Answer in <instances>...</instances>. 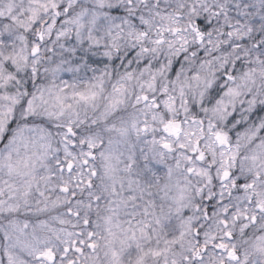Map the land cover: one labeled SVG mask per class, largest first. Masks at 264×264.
Wrapping results in <instances>:
<instances>
[{"label":"clouds","instance_id":"1","mask_svg":"<svg viewBox=\"0 0 264 264\" xmlns=\"http://www.w3.org/2000/svg\"><path fill=\"white\" fill-rule=\"evenodd\" d=\"M48 250L264 264V0H0V264Z\"/></svg>","mask_w":264,"mask_h":264},{"label":"snow or ice","instance_id":"2","mask_svg":"<svg viewBox=\"0 0 264 264\" xmlns=\"http://www.w3.org/2000/svg\"><path fill=\"white\" fill-rule=\"evenodd\" d=\"M144 99L146 100L147 97H145ZM68 132H69V134H73L71 129H68ZM217 138L220 139L219 135H218ZM165 147H168V145H165ZM200 158L203 159V156L201 155ZM85 163H87V161H85ZM67 167H68V170L69 171L72 170L73 164L71 163V161H69L67 163ZM228 175H229V173L228 172H225L224 173V178H227ZM62 191L67 192L68 189L67 188H64V189H62ZM83 223H84L85 227H87L89 225V221L87 219H85ZM76 235L77 236H80V237H83L84 236V233H77ZM93 235L94 234L91 231H89L87 233L86 239L81 238V239H78V240H72L70 242L71 243V246L70 247H68V246L63 247L61 249V251L65 254L64 259H67V253H69V252H73V253L81 254L82 255L83 252H84V247H81L82 245L85 246V247H87L88 249H95L96 244L94 242H92ZM227 236L230 238L231 237V233H227ZM216 247L218 249H220V250H224L227 253V255L230 257V259L235 260L237 258L236 255H235V253H234V250H231V251L228 250L227 245L225 243H223V242L218 243L216 245ZM40 259H43L46 262V264H56V261L58 259H61V258L58 257L55 254V252H53L52 250H48V251H46V252H44L42 254V256L40 257ZM68 264H75V261L69 260L68 261Z\"/></svg>","mask_w":264,"mask_h":264}]
</instances>
